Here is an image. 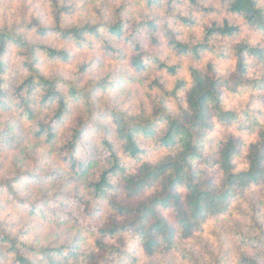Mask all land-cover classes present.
Masks as SVG:
<instances>
[{"label": "trees", "instance_id": "obj_1", "mask_svg": "<svg viewBox=\"0 0 264 264\" xmlns=\"http://www.w3.org/2000/svg\"><path fill=\"white\" fill-rule=\"evenodd\" d=\"M113 1L21 0L39 5L30 12L11 5L0 16V153L10 159L0 195L26 216L10 225L18 234L0 221V264L161 258L178 251L179 241L227 219L236 201L264 187V124L249 111L226 108L229 96L264 92V77L251 71L264 67V0H217V6L206 0H119L110 6ZM184 4L205 16L227 17L185 39L157 15L166 10L179 27H197L191 16L175 14ZM246 31L261 39L251 42ZM164 38L175 56L196 64L210 59L191 65L188 79L181 78L179 66L151 51ZM95 48L126 66L105 72L93 58L68 74L42 71L43 65H72L74 50ZM12 55L20 71L14 83L7 79ZM218 60L233 63L232 69L221 75ZM94 68L100 71L95 77ZM127 83L149 90V109L123 110L112 99ZM75 106L79 112L71 122ZM236 126L253 140L236 135ZM70 184L82 186V194L66 191ZM248 218L251 231L236 235L252 252L233 258L224 248L227 230L211 227L220 231L218 247L194 263L264 264V217ZM47 225L72 233L56 243L58 235L37 234Z\"/></svg>", "mask_w": 264, "mask_h": 264}, {"label": "rangeland", "instance_id": "obj_2", "mask_svg": "<svg viewBox=\"0 0 264 264\" xmlns=\"http://www.w3.org/2000/svg\"><path fill=\"white\" fill-rule=\"evenodd\" d=\"M207 5L212 4L213 6H217V0H206ZM121 1L116 0L113 1L110 6H118L120 5ZM12 5V6H11ZM16 5L18 7L24 5L27 7L28 11L30 12L32 8L39 5L38 2L35 3V5L31 2H26V4H22L21 0H6L0 2V16L4 15L5 9H13V6ZM264 6V2H263ZM138 6L131 5V10H136ZM174 12L179 13L182 16H191L190 18L195 19L198 26L194 28H187V27H179L178 22L175 23L174 20L171 17V13L166 12V10H160L157 15L163 17L161 23L165 24L167 23L169 26L172 27L174 31H182L184 34V38L187 39L191 35L195 36L196 38L201 35V26L205 24H209L214 21H221L223 18H226V14L224 12H220L218 14L205 16L201 13H199L196 10H193L188 4H184L181 6H177L174 8ZM81 14V13H80ZM137 14V13H136ZM83 15V14H82ZM247 36L250 37L251 42H258L261 39L260 35H256L255 33H251L249 31H246L243 37ZM146 49H149L146 45ZM151 51L157 52L162 60H166L168 64L170 65H176L180 67L179 76L184 79H188V68L191 65H195L197 67H202L205 65L207 61H209L210 57L205 56L201 63L196 64L190 61L188 58H182L175 56L167 47L166 40L161 39L160 45L157 49H152ZM129 53V51H128ZM93 56V57H92ZM73 61L72 65L64 66L61 64H50V65H43L42 71L44 74H50V75H56V74H68L70 73V69L73 68L76 65H81L83 62H90L91 59L96 58L102 61V63L105 65V72L109 71L113 67L122 68L123 66L121 63H115V60L111 57L103 56V53L100 48H95L92 53L88 51H73ZM219 73L221 75L228 73L232 69L231 62H222V61H216ZM9 67H10V74L7 77L8 80L11 81V83L16 82L20 78V71L18 68V64L13 58V55L10 56L9 60ZM95 69V68H94ZM92 69L91 76L95 77L97 74L99 75L100 71L97 70V68L94 70ZM254 75V77H264V67H254L253 70H251ZM164 78L165 75H163ZM167 81V87L171 88L174 84V79H166ZM123 90V91H122ZM264 92H257V93H251L248 92L244 94L241 97L238 98H231L229 96L226 101V108L227 109H233L235 112L241 114L246 111H249L253 118H256V120L262 125L264 124ZM151 93L146 87H142V85L127 83L120 91L117 92V94L112 95V99L115 98V102L119 104L120 108L123 110H131V111H139L142 107L150 108V96ZM114 103V104H116ZM79 108L75 106L71 113L70 120L73 121V118L78 114ZM235 131L236 135H239L242 137V139L249 143L251 140H253L254 135L249 134L247 132L240 133L239 129L236 126L235 128H232ZM80 156H83V154H80ZM10 162V159L6 157V155L0 153V177L5 176L8 164ZM66 191L68 192H78L79 194H82V186L79 185L73 186V184H70ZM247 197L242 201H236V203L232 206V211L230 216H226L227 219L217 221L215 223H212L211 226H209L203 233L197 234L194 238L188 239V240H181L178 242V251L171 253L170 255L151 259V260H143L139 262L140 264H195L194 262L204 261L208 257L207 250L210 249H216L218 247V241L217 234L212 231L211 227L214 228V230H217V228L221 229L224 227V230H227L229 233V236L227 237L225 241V246L227 250L230 251L231 256L233 258H236L237 255H239L242 251H249L252 252L250 249H246L239 244L238 236L236 235L237 232H241L244 234L249 233L251 231L250 229V221L248 217H264V187L254 189L247 193ZM7 199V196L5 194L0 195V221L4 222L8 225L7 229L9 231H13L15 234H18V228L11 229V224L14 223L17 219L20 218L24 219L26 217L22 211V208L16 207L14 204H7L5 201ZM257 202L255 207L257 210L254 212L252 208L253 202ZM260 201H262L260 205ZM251 205V206H250ZM76 210V209H74ZM104 210V209H103ZM77 211V210H76ZM254 212V213H253ZM78 213V212H77ZM98 221V220H96ZM264 222V218H263ZM72 231L68 230L67 226H61L59 228H55L54 226H44L38 230L37 234H40L41 237H50V235H58L59 238L55 241L56 243H60L65 238H68L71 235ZM51 238V237H50ZM208 248V249H207ZM207 249V250H206ZM217 251H213L215 253ZM2 264H4L2 262Z\"/></svg>", "mask_w": 264, "mask_h": 264}]
</instances>
